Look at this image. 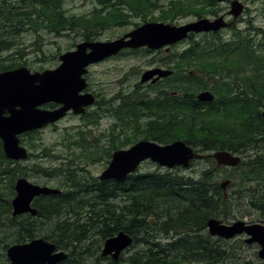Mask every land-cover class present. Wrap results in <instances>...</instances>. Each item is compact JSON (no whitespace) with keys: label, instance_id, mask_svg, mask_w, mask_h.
I'll list each match as a JSON object with an SVG mask.
<instances>
[{"label":"trees","instance_id":"16d2710c","mask_svg":"<svg viewBox=\"0 0 264 264\" xmlns=\"http://www.w3.org/2000/svg\"><path fill=\"white\" fill-rule=\"evenodd\" d=\"M120 1L116 7V1L99 0L101 6L89 17H78L66 15L62 0H0V71L27 65L11 58L9 52L18 45L14 37L29 25L54 28L57 34L84 27V39L93 40L98 28L105 29L130 15L122 11L123 4L137 8L135 15L143 14L145 20L148 14L144 11H151L155 4V0ZM206 4L215 10L216 1L212 0H171L168 10L185 13L189 7ZM247 24L241 29L233 23L229 39L222 31L201 40L191 35L188 46L174 51L169 61L168 66L175 69L173 75L159 84L137 82L132 89L117 91L105 107L104 93L94 92L95 105L102 111H87L83 118L90 122L91 116L98 123L102 113H110L119 119L111 133L103 134L108 146L90 141L88 132L80 130L66 139L70 140L69 149L75 145L81 153L74 152L66 161L63 154H55L57 165H27L25 160L8 158L0 138V242L4 249L42 231L45 239L68 251L67 264H88L89 260L90 264H212L232 259L237 246L212 236L208 220L235 218L246 197L264 220V43L253 36L258 29ZM206 89L215 93L214 100L197 99L198 92ZM129 127L134 130L133 138H120ZM39 132H26L21 139L29 143V136ZM142 136L161 144L184 140L207 154V164L195 168L194 173H186L180 166L139 168L121 181L101 180L87 168L101 155L108 157V163L113 151ZM214 150H231L242 156L241 163L232 167L239 172V181L231 176L230 191L220 182V170L228 167H217L210 156ZM43 153L53 154L47 148ZM34 155L30 152L29 158ZM199 159L192 160L188 168ZM28 170L55 178L62 192L36 197V216L13 215L15 183L28 176ZM122 230L132 235L131 247L136 249L117 261L101 256L104 241Z\"/></svg>","mask_w":264,"mask_h":264},{"label":"water","instance_id":"95a60500","mask_svg":"<svg viewBox=\"0 0 264 264\" xmlns=\"http://www.w3.org/2000/svg\"><path fill=\"white\" fill-rule=\"evenodd\" d=\"M223 1V0H218ZM245 4L241 0H232L229 14L237 19L244 13ZM230 22L225 15L214 19L208 17L182 25L164 22H145L125 35L113 40H84L73 50L60 55V63L54 68L31 70L22 65L13 69L0 71V138L5 154L14 160H26L29 157L28 147L21 143L20 135L47 125L54 124L68 112L83 114L86 108L96 101L94 93L87 91L86 74L91 64L102 61L119 53L122 49L147 46L158 49L175 44L189 37L191 32H217L227 28ZM0 24V32H1ZM172 69H147L141 76V82L169 76ZM201 101H212L215 96L210 90L201 91L197 95ZM48 103L59 104L56 108H46ZM264 117V109L262 111ZM217 165L235 167L242 161V156L230 150H215L210 154ZM204 157L184 140H175L161 144L155 140L142 139L127 148L113 152L107 167L99 175L101 180H124L135 172L143 162L150 160L165 168L181 166L187 168L194 159ZM230 179L222 182L223 188ZM16 195L12 199L13 215L30 212L37 215L38 209L33 205L34 199L40 195L58 194V187L34 183L22 176L15 183ZM212 236L235 238L246 236L248 243H258V255L264 260V224L237 219L226 223L220 218L212 217L207 222ZM133 244L131 234L120 231L103 243L102 256H111L118 260L121 253ZM55 242L41 237L27 242H16L7 249V257L11 264H58L68 257L65 250L56 251ZM212 264H233L231 262H214ZM264 264V263H261Z\"/></svg>","mask_w":264,"mask_h":264},{"label":"rangeland","instance_id":"374dc122","mask_svg":"<svg viewBox=\"0 0 264 264\" xmlns=\"http://www.w3.org/2000/svg\"><path fill=\"white\" fill-rule=\"evenodd\" d=\"M194 1V0H190ZM245 4V11L243 15H241L238 20L234 21L233 17L227 16L228 21H232V23L236 24L237 27L241 29H245L248 27V24H251L258 30L254 31V38L257 41L264 43V0H241ZM160 2H164L165 4L168 3V1L163 0ZM231 4V2H230ZM229 4V9H230ZM228 5V3H227ZM96 6H101L99 3V0H62V7L66 10L67 16H81V15H87L88 17L93 13ZM170 7V4H169ZM192 10V11H190ZM211 10V9H210ZM209 8L203 7V6H197L196 8H190L189 10L180 11L181 14L175 17V15H172V11L168 13V19L167 22H171L173 24H185L187 22L196 20L198 17L195 14L197 12L205 13L207 11H210ZM161 11L156 10V13H154L155 17L157 18ZM144 13H147L144 11ZM184 13V14H182ZM211 14H207L206 17H210ZM148 19L150 18V15L147 16ZM143 17L141 16H135L132 15L129 18L128 23H123L121 25H115V23L108 25L105 29L98 28L96 31V34L94 36L93 40H111L116 38L118 35L129 31L135 26V22H142ZM26 27L23 29L17 36L14 37V40L18 43L16 46L17 50L18 48L21 49L20 52H9V54H13L11 58H15L17 62H27V65L32 70H41L45 68H53L57 66L60 62L59 55L67 50L73 49L77 43L84 40V37L82 36L85 28L81 27L78 28L76 31L66 30L64 31V35L57 34L54 28H31ZM232 31L229 29H226L222 32V35L229 39L231 37ZM194 39L201 40L204 37H198L194 36ZM190 39L178 43L177 46L174 48V51L184 49L188 46ZM136 57L140 58H132L130 56H121V57H113L106 59L102 62H99L97 64L91 65L89 67V72L87 74L89 84L91 85L88 88V91L94 93V92H103L104 97L106 98V101L102 104V107H105V104H110L111 97L119 90L121 89H132L134 88L135 83L140 82V74L141 72H144V70L150 68V64L148 63V57H144L142 53L138 54ZM95 94V93H94ZM96 95V94H95ZM95 109L96 111L101 113V109L93 104L90 107H87V111H92ZM84 114H74L72 112H69L65 117L60 119L56 124H51L48 126H45L40 129V132L35 134V136H29V143L24 142L22 140V143L28 147L30 152L35 153V155L31 158L26 159L23 162V164L27 165H33V164H45L47 166L57 165L58 161L54 157L55 154H63L61 155L62 159L66 161L67 157L72 158L73 153H81V149L75 147V145H72V149L68 148V145L70 144V140H67L66 138L69 137V139H72L71 133H76L80 130H86L88 132V138L92 142H97L98 144L108 146V138L105 137L104 133H111V127L119 121V119L110 113L101 114V117L99 118V122L95 123L93 122V117L90 116L91 121L88 122L86 118H83ZM122 130L121 128L118 129V131ZM116 131V133L118 132ZM134 130H131V127L128 129L125 128V133L120 136V138L125 139L126 135L130 136V138H133ZM139 140L145 139L142 137L137 138ZM117 140V139H116ZM133 143H129L128 145L124 146L123 148H127ZM32 144H35L33 148ZM38 144V145H36ZM47 148L49 150V153H53L52 155H45L43 153V149ZM107 156L101 155L97 156L87 166V168L90 170V172L95 175L99 176L102 171L107 167ZM83 162H86V158L83 157L81 159ZM90 161V160H89ZM206 162L204 158H200L199 160L195 161V165H193L190 168H183L186 173H194L195 168H201L203 166H206ZM156 167V163L151 161H145L141 165L142 170H150L154 169ZM218 167V166H217ZM221 177L220 182H224L227 179H231V176L235 177L237 181H239V172L236 170L233 171L231 168H222L220 170ZM226 175V176H225ZM230 175V176H229ZM29 180H31L34 183H38L41 185H48L51 187H57V180L55 178L49 179L44 177L41 173H36L34 170H28V176ZM230 184V183H229ZM229 185L224 188L226 191H230V188H228ZM244 206L239 209V211H236V217L231 218L230 221H225L227 223H231L237 219H243L247 222H261L264 224V220L260 217V212L257 210L252 209V207L249 205L247 197L243 199ZM55 218L53 221H55ZM51 222V221H50ZM36 237H43L44 238V232L40 231L37 233ZM34 237V238H36ZM221 238V237H220ZM225 240H228L231 244L236 245V251H234V257L232 259H229L228 262H231L233 264H260L263 263L264 260H262L261 257L258 255V251L260 249L259 245L257 243H248L246 241L245 235H240L235 238H222ZM31 240V239H30ZM29 240V241H30ZM8 242L11 243V241L8 239ZM25 242V241H24ZM27 242V241H26ZM90 242V241H89ZM22 243V242H21ZM13 244V243H12ZM10 244V245H12ZM103 247V246H102ZM136 248L129 247L127 248L122 254L127 257L129 254H131ZM102 251V248H101ZM101 253V252H100ZM102 256V254H101ZM90 260L88 264H90ZM0 264H11L9 261L6 250L4 249V243L0 242Z\"/></svg>","mask_w":264,"mask_h":264},{"label":"flooded vegetation","instance_id":"af4514ba","mask_svg":"<svg viewBox=\"0 0 264 264\" xmlns=\"http://www.w3.org/2000/svg\"><path fill=\"white\" fill-rule=\"evenodd\" d=\"M113 1H116V7H118V6H120V3H121V1L120 0H113ZM160 1H163V0H155V4L152 6V10L151 11H148V9L146 10V12H147V14H148V16L150 15V18L148 19V20H145V18H144V15L143 14H140V15H135V12L134 11H137V8H135V9H133L132 7H131V5L130 4H128V3H125V4H123L122 6H123V10L122 11H124L125 13H128V14H130L129 16H127L125 19H122V20H119V21H117L116 23H115V25H121V24H123V23H128V21H129V18L132 16V15H135V16H141V17H143V20H142V22H135L134 24H135V26L132 28V29H134V28H136V27H138V26H140L141 24H143V23H145V22H167L166 20L168 19L167 17L169 16L168 15V13L170 12V11H166V9L168 10L169 9V4H171V0H166V1H168V3L167 4H165L164 2H160ZM213 2H215L216 1V4H215V10L213 11V10H210V9H212V8H210L207 4V8H209V10L210 11H207V12H205V13H198L197 12V17L198 18H201V17H205L207 14H211V16H210V18H215V17H218L219 15H226V16H229L228 14V12H229V4H230V2L232 1V0H223V1H218V0H212ZM129 2H131L130 0H129ZM227 3H228V5H227ZM172 5H173V3H172ZM216 5H218L219 6V11H217L216 12ZM171 6V5H170ZM156 10H160L161 12V14H159V16L156 18L155 17V15H154V13H156ZM173 13H172V15H175V17H177L178 15H180L181 14V12L180 11H177V10H173L172 11ZM183 14V13H182ZM200 14H202V16H200ZM152 17H154V18H152ZM197 18V19H198ZM236 20H238V19H236ZM231 24L229 25V27L230 26H232V20H231V22H230ZM132 29H130L129 31H131ZM66 31V30H65ZM129 31H127V32H124V33H122V34H120V35H118L116 38H118V37H121V36H123V35H125L126 33H128ZM64 31H63V33H61L62 35H64ZM211 33H213V32H201V33H197V34H194L195 36H197V38L198 37H204V36H206V35H211ZM115 39V38H114ZM182 43V42H181ZM78 44V43H77ZM76 44V45H77ZM177 46V44L176 45H174V46H164V47H161V48H159V49H151V48H149V47H146V46H143V47H138V48H130V47H127V48H124V49H122L117 55H115V57H121V56H130V57H132V58H140V57H136L138 54H140V53H142V55L144 56V57H148L149 59H148V63L150 64V68H148V69H152V68H156V67H159V68H167V69H172L173 70V73H174V71H175V69L174 68H172V67H170V66H168L169 65V61L171 60V58L172 57H174L175 56V54L176 53H174V48ZM76 47V46H75ZM74 47V48H75ZM73 48V49H74ZM111 58H113V57H111ZM173 67H176V65H174ZM147 70V69H146ZM145 71V70H144ZM142 74H143V72H141V74H140V78H141V76H142ZM197 74H198V69H197ZM173 75V74H172ZM167 77V76H166ZM166 77H161L160 79H158V80H156L155 82L153 81V80H150L149 82H146V83H140L141 85H143V86H147V85H149V84H159V83H161L162 81H163V79L164 78H166ZM213 92V91H212ZM214 93V92H213ZM214 95H215V93H214ZM217 165V164H216ZM219 166H225V165H219ZM218 166V167H219ZM225 167H228V168H232V167H230V166H225ZM24 214H31L30 212H27V213H23V215ZM32 215V214H31ZM33 216V215H32ZM27 241H29V240H27ZM26 242V241H25ZM58 250H62V249H60V248H56V251H58ZM68 252V251H67ZM104 257H107V258H111L112 259V257L111 256H104ZM68 259H69V254H68V257L65 259V260H63L62 262H59L58 264H67V261H68Z\"/></svg>","mask_w":264,"mask_h":264},{"label":"bare ground","instance_id":"6f19581e","mask_svg":"<svg viewBox=\"0 0 264 264\" xmlns=\"http://www.w3.org/2000/svg\"><path fill=\"white\" fill-rule=\"evenodd\" d=\"M3 27V26H2ZM244 160V159H243ZM197 161V160H196ZM195 162V161H194ZM193 164V163H192ZM236 168V167H235ZM123 231V230H122ZM126 232V231H125ZM41 238H43V237H41ZM45 239V238H44ZM45 240H47V239H45ZM69 254V253H68ZM63 263V262H62Z\"/></svg>","mask_w":264,"mask_h":264}]
</instances>
